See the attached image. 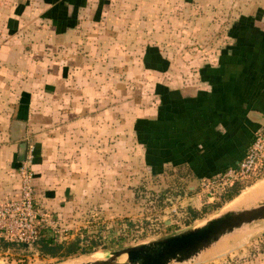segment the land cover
I'll list each match as a JSON object with an SVG mask.
<instances>
[{"label":"crops","instance_id":"crops-1","mask_svg":"<svg viewBox=\"0 0 264 264\" xmlns=\"http://www.w3.org/2000/svg\"><path fill=\"white\" fill-rule=\"evenodd\" d=\"M164 1L169 15L170 0ZM85 3L66 6L76 15L75 26L59 32L41 22L33 35L21 37L25 22L19 21L0 48V203L18 197L22 143L25 158L32 156L36 201L54 221L80 204L101 203L90 190L113 188L115 195L121 189L125 141L129 153L141 151L153 174L186 181L183 201L193 207L198 185L236 167L264 124V0H194L184 8L183 31L193 28L197 36H182L181 43L194 42L200 62L189 63L198 62L196 53L178 57L162 48L167 68L143 67L154 80L142 114L131 95L123 100L132 86L122 82L139 75L132 64L149 43L137 52L130 6ZM122 9L129 12L124 20ZM23 42L32 53H25ZM214 248L210 264H264V244Z\"/></svg>","mask_w":264,"mask_h":264},{"label":"rangeland","instance_id":"rangeland-1","mask_svg":"<svg viewBox=\"0 0 264 264\" xmlns=\"http://www.w3.org/2000/svg\"><path fill=\"white\" fill-rule=\"evenodd\" d=\"M47 1L49 0H0V48L8 40L9 34L13 35L15 30H17L19 21L25 22V25L18 31L21 37L33 35L34 32L39 29L40 24H42L41 22H51L44 16L49 13L54 4H66V0H57V2L53 4ZM109 1L112 3V0ZM193 1L194 0H170V13L167 15L168 13H165V7L168 2L164 0H113V3L117 5L130 6L132 16L137 24V30H135V34H133L137 52L139 53L141 47L145 43H149L146 44L145 52L143 53L144 46L142 48V53L138 54L139 60L132 64L137 66L139 75L131 79L125 77L122 82L123 84L127 82V85L132 86V90L123 92V100L125 96L131 95L132 101L134 100L138 103L139 114H142L141 112L145 110L146 100H151V95L147 94V88L149 89V87L152 86L154 80L152 77H146L147 75L144 69L161 71L159 70L161 63H158L155 59L159 58L162 60L159 56V52L162 51V48L164 51L167 49L169 54L171 53L178 57H180L183 51L190 53V56H193L196 51H202L198 46H194L195 44L191 40L187 45L181 43L182 36L189 38L197 36L193 28L187 29V32L184 33L183 22L180 20L181 16L179 15L184 8H188V5H193ZM59 14L62 15L61 12H58V16ZM120 15L124 20L127 18V15H129V12L127 10L120 11ZM9 16L13 18L11 19ZM193 17L187 21L188 26L194 24L195 20H193ZM147 24L149 26L152 25L153 28L150 27L146 29ZM19 33L17 35H19ZM231 33H235L234 35L239 36V31L234 28ZM146 35L148 36L147 42ZM150 36L152 39L149 38ZM152 42L153 44H151ZM22 44V46L26 44L24 48L25 53H29L28 43L23 42ZM196 54H198V62L196 60V62H194L193 58L189 63L194 64L200 62V53ZM162 61L164 67L167 68L169 62L166 59ZM170 63L176 64L178 62L171 60ZM158 65L160 67H158ZM143 67L145 68L143 69ZM153 84H155V82ZM140 127L144 130V125ZM138 143L143 146L145 145L144 132H141ZM128 149L129 146L123 141L121 169L119 174L121 189H115V195L113 194V188L105 192L97 189L90 190V197L98 199V201L101 200V203L89 202L83 205L80 204L73 213L69 212L67 217L63 216L61 220L56 221L52 219L51 214L45 212V210L41 208V204L37 201L38 210L40 213L44 214L46 218V223L43 224H45L46 229H48L47 231L58 240H72L76 236L82 238L84 234L94 239L99 233V239H97L98 250L95 253L58 263L55 259H40L32 250L29 254H25L23 251H19L16 254L6 252L0 253V264H66L81 259H86L87 262L100 260L101 255L107 256L111 251L201 226L206 221L224 212L222 209L229 202L226 200H217L207 203L198 185V191L194 197L195 199L189 204H191L194 209L198 208V211L205 207L206 211L198 220L185 224L183 222L184 215L182 209H185L188 203H186L187 201H183L185 196L176 198L173 190L176 188H183L185 191V186L187 185L186 181L182 183L178 174H163L162 172L153 174L151 170H148V166L144 164L145 158L141 155V151L138 153L136 151H131L129 153ZM263 178L264 176L260 179L258 178L257 181L245 187L243 190L259 183ZM110 183L112 185L113 180ZM168 188L172 190L171 195H169L171 197L167 199L168 201H164L166 205L161 208L159 202L155 200V195L160 194ZM118 192L119 195H117ZM79 194H81V191ZM70 214L73 217L71 216V219H68ZM127 222L132 223L133 226L128 227ZM253 243L257 245L264 244V220L242 228L237 233V236L227 238L223 241V245L229 246H240ZM86 244H88V241ZM210 262V256H205L199 264H210Z\"/></svg>","mask_w":264,"mask_h":264},{"label":"water","instance_id":"water-1","mask_svg":"<svg viewBox=\"0 0 264 264\" xmlns=\"http://www.w3.org/2000/svg\"><path fill=\"white\" fill-rule=\"evenodd\" d=\"M24 136V124L20 125ZM19 159L24 161L26 143L19 146ZM197 184L190 185L194 190ZM264 202V201H262ZM256 206L224 211L220 215L206 221L203 225L188 230L159 237L133 246L123 247L108 253L104 260L82 264H197L209 254L211 248L237 233L244 227L264 220V203ZM200 261V262H199Z\"/></svg>","mask_w":264,"mask_h":264},{"label":"built area","instance_id":"built-area-1","mask_svg":"<svg viewBox=\"0 0 264 264\" xmlns=\"http://www.w3.org/2000/svg\"><path fill=\"white\" fill-rule=\"evenodd\" d=\"M20 188L18 197L0 203V236L5 239L30 244L37 233L36 224L46 223L45 215L38 210L33 185L32 156L27 155L18 168ZM264 176V124L246 150L239 164L202 181L199 189L205 201L219 200L220 194L235 183L247 185Z\"/></svg>","mask_w":264,"mask_h":264},{"label":"trees","instance_id":"trees-1","mask_svg":"<svg viewBox=\"0 0 264 264\" xmlns=\"http://www.w3.org/2000/svg\"><path fill=\"white\" fill-rule=\"evenodd\" d=\"M49 3H56L57 0H49ZM65 5H56L54 4L50 9L49 13H47L44 17L49 19L52 25L56 28L57 31L61 32L66 28H70L75 26L76 24V15L71 14L68 15L67 5H71L74 8L82 7L85 3V0H66ZM64 10V11H62ZM58 12L62 13L59 14ZM158 63H161V67L158 65L159 70L162 71L164 69L163 61L159 58L155 59ZM160 89V88H159ZM140 125H144V122L141 121ZM250 184L242 185L235 183L228 189H226L222 194L219 196V200H226L230 202L233 198L238 196L240 192ZM171 189H166L165 191L161 192L158 195H155V200L159 202V206L164 207V201H168L167 199L171 196ZM174 191V196L176 198H181L182 196H186L189 194L186 190L184 191L183 188H176ZM151 195V194H150ZM173 196V197H174ZM172 197V198H173ZM166 203V202H165ZM206 208H202L200 211L194 209L190 206H186L185 209H182V213L184 215L183 222L185 224L191 223L195 220L201 218L202 214ZM127 221V220H125ZM128 227H132V223L127 222ZM36 237L35 239L30 242V244H24L21 242L11 241L4 238V236H0V253L11 252L16 254L19 251H23L26 253H31L30 251H34L40 259H55L58 263L68 261L79 256L89 255L95 253L98 250V241L99 233L93 239L89 237L87 234H84L82 238L80 236H76L72 240H58L52 234L47 231L45 224L40 223L39 221L36 224ZM88 241V244H86Z\"/></svg>","mask_w":264,"mask_h":264},{"label":"bare ground","instance_id":"bare-ground-1","mask_svg":"<svg viewBox=\"0 0 264 264\" xmlns=\"http://www.w3.org/2000/svg\"><path fill=\"white\" fill-rule=\"evenodd\" d=\"M261 201H264V178L259 183H256L253 186L246 188L245 190L241 191L240 194L238 196H236L234 199H232L222 210L223 211H230V210L247 209V208H251V207L256 206ZM213 248L210 250L212 251ZM211 251H210V253H211ZM215 251H220V249L215 250ZM213 253H211L210 257L213 255ZM207 256H209V255L207 254ZM212 257H214V256H212ZM104 258H105V256L101 255L100 260H94V261H90V262L101 261V260H104ZM208 260H209V257H208ZM119 262L122 264L124 262V258L120 259ZM82 263H89V262H87L86 259H81L78 261L76 260V261L68 262L66 264H82ZM197 264H199V263L197 262Z\"/></svg>","mask_w":264,"mask_h":264}]
</instances>
